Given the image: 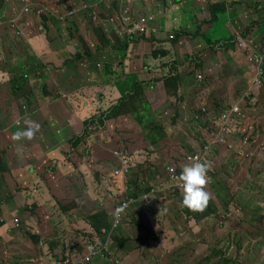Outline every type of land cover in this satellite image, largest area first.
<instances>
[{
	"label": "rangeland",
	"instance_id": "374dc122",
	"mask_svg": "<svg viewBox=\"0 0 264 264\" xmlns=\"http://www.w3.org/2000/svg\"><path fill=\"white\" fill-rule=\"evenodd\" d=\"M56 0H52L55 4ZM64 3V7L60 10L50 11L51 15H47L41 17L40 19L36 16L34 10H30L29 16L24 17L20 22H13L19 20L22 15L21 8L24 5V0H0V55L7 54L10 55L11 52L16 54V59H24L27 63H32V58H36L38 60V65L40 62V57L46 56L47 61L45 64L40 63L39 69L38 66L35 68L29 67V65L19 68L13 74L10 71H6L0 67V126L4 128V133L1 135H8L9 130L14 125L18 129H25L31 125H27L24 122V119L19 118H5L10 117V112L14 109L10 108L13 101H17V103L23 102L24 99L18 95L17 93L9 94L5 96V94H1V89L5 87L7 83L5 81H10V86L16 88H21V83L19 81H28L26 79L27 76L33 75L36 81L46 80V76L54 71L51 66L48 65L49 60L55 61L57 58L63 59L64 68L60 71V78H57V74L52 78V81H69L74 79L82 78L87 74H91L94 72L93 68H97L99 72L109 71L110 78L112 79V75H119L120 81H122L123 85H128L130 89L135 88L142 81H149L154 78V74L161 75L160 77H156L155 79H161L162 70L164 63L171 61L174 65H177L178 68L180 66L186 67V74L189 76V81L192 84H195V87H191L194 89V94L200 93L199 90H203L205 84L209 89V92L205 95L204 102L209 107H214L219 103H236L239 102L240 99L247 93H251L252 98L255 101H258L257 105L251 109V117L261 123L263 127L264 134V90L262 92L263 95L255 96V93H258V90L254 87L249 86V72L250 66L248 62L247 55H243L242 59H238V65L234 68L232 67L231 71L229 67L224 66V62H222V53H215L214 47L217 43H213L210 47V50H207L208 45L201 40L198 36H193L190 39H187L188 47L185 46V42L181 44V50H175V47L172 45L171 50L167 52L164 56H159L157 59L146 56L145 65L146 69L139 68L138 73L135 79H131L130 76L126 75L125 72L128 70V60L127 58L130 56L134 48L138 47V44L134 45V41H128L125 37V34H130L133 32L131 20L134 22L137 18L146 16V18H152L155 15L158 22L162 24V28L166 26L164 17L161 15L164 11V5H172L175 0H170L164 2V0H93L91 1L90 9H98L101 7L100 13L102 15L100 22L105 30L110 29L111 27H116L119 35V39L123 41L124 44H116V39L114 34H110L112 30L108 31V39L111 41H103L102 39L93 40L90 37L91 42H93L100 49L105 50L102 54L103 58L107 61V64L100 60V57H96L90 50L87 51L83 46H81L78 40L71 39L70 35L74 33H79L85 29L83 24H80L77 19H82L89 21V16L87 13L82 12L79 4L87 6V0H73L69 3L70 0H61ZM133 1V3H132ZM181 0H179L180 2ZM184 3L185 0H182ZM242 0H233L229 2L233 8L239 4ZM250 3V11H251V22H241V19L237 18L236 21L234 17H229L227 14L220 13L217 15V20L214 23V29L211 35V32H206L203 35L205 40H210L211 37H214L218 40H226L231 36L232 28H235L236 32L240 34L242 39H249L250 43L248 45V51L254 52V47H264V37L260 42L257 36H264V3L258 0H251ZM27 3L28 0H26ZM76 4L77 10L79 14L73 20H69L67 18H63L64 15L71 10V8ZM109 7L114 9L113 12L109 10ZM201 11L206 10V5L201 6ZM249 9V7H246ZM9 12L12 15V19L8 20ZM190 12H182L181 21L184 25L193 26L192 17L194 14ZM153 14V15H152ZM238 14L244 15L242 13V7L240 11L236 12V17ZM123 17H130L128 19ZM191 17V18H190ZM114 18L118 25H115ZM131 19V20H130ZM34 20H36L34 22ZM233 27L229 24H232ZM9 26H8V24ZM71 23V26L68 24ZM258 28L256 34H254L250 39V34ZM151 33L149 35L142 37H135L136 40H140L139 42L150 40V35L155 36V27H151ZM24 30L30 32V34L26 37ZM33 31H36V34H31ZM86 30V29H85ZM174 35V32H168V35ZM165 32L163 31L161 35L157 36L158 40L164 41ZM27 41V44L33 47V53H30L23 41ZM142 38V39H141ZM175 39V37H174ZM152 41H155L153 38ZM196 41H201L202 45L200 48H197ZM211 41V40H210ZM126 43V44H125ZM68 44V47H67ZM225 46V43H223ZM233 45V43H231ZM12 48H20V54L16 51H13ZM216 48H219L216 46ZM147 51L149 49V45L145 48ZM72 50H75V54ZM92 50V49H91ZM144 49H140L143 51ZM197 51L195 54L194 51ZM93 51V50H92ZM110 52L111 55H108L107 52ZM209 52V56L211 62L215 65L216 71L213 72L212 68L209 69L210 74H204V59H200V57L205 53ZM33 55V56H32ZM37 57H35V56ZM66 60V61H65ZM150 62L155 63L150 64ZM199 64V68L195 70L193 69L194 63ZM74 65V71H71L69 64ZM67 64V65H66ZM248 65V66H246ZM111 67H115L116 71L111 70ZM189 68H192L189 70ZM137 67H135V70ZM36 70V71H35ZM165 71V70H164ZM34 72V74H33ZM106 73V72H105ZM108 73V74H109ZM30 74V75H29ZM140 74V75H139ZM195 74H201L203 81H196ZM231 75L232 78H235V82L229 85L228 90L225 94H216L220 89L225 90V81H220L224 76ZM132 80V81H130ZM154 80V79H153ZM12 81H16L13 83ZM82 81V80H81ZM152 81V80H151ZM251 82L253 83L252 79ZM5 83V84H4ZM136 91V90H135ZM134 91V92H135ZM133 92V91H132ZM183 97L182 93L178 96ZM184 98L177 99V103L183 101ZM42 102V101H41ZM151 100L147 102H139L138 100H131L129 103L127 101V105L131 108L130 117L124 122H126V126L124 124L115 123L108 126H105L106 123H102L101 119L98 118L97 122H75L71 124V121L65 124L66 130L71 131V136H74L72 140L70 139H62V133L58 134L56 140L50 141L49 135L46 132L51 121L56 123L59 126V123L56 122V118L50 119H34V124H39L38 133H35V140L33 142H26L23 144L21 152L15 153L10 150V154L13 156H23L25 151H29L31 153V160H29L28 165L25 166L23 172L25 173L28 169H31L30 174L28 175L23 186H12V182L10 180H6L4 176H1V179H5L0 186V221L7 222L14 218L15 228L20 230V234L16 236L17 244L9 245L10 249H12V259H3L0 264H35L30 263V248H36V252L34 253L35 261H38L39 264H44V260L50 262L51 264H62L59 260L60 258H56L55 256L48 255L43 253L36 246L35 237H39V240L47 241V237H41L38 227L34 229L31 228L33 225V220L38 221V218L45 217L42 213L49 211L54 215L53 218H46L50 224L54 227L56 232L62 234L60 236L58 233L54 232V237H56L55 244H52L54 247L59 244L61 249H65L68 252H72L74 249V244H76L74 236L77 237V232L70 228L67 220L62 216L61 210L72 203H81V209L78 216L81 217L82 213H87L93 207L91 204V200H99L105 207H108V204L116 202L118 195L120 194L118 188L112 183L109 176L107 177V186L105 188V192L103 196L97 195L99 192L97 181L101 180L100 176H105L110 173L108 169V173L105 169L106 164L108 163V158L110 151H112L117 145L114 151L123 150L127 155L128 152L134 151L137 155L134 163L139 164V161L153 160L156 157V151L152 146H146L144 137L151 136L153 137L156 133V127H159L165 131V135L168 140L171 142L173 136L180 132L182 138L185 140L187 133L183 130V128L178 124L179 129L177 128L178 119H183L186 114L177 115L170 120V123H174L172 128H169L166 121V116H164V112L169 110L167 105H160L159 107H152L153 112L152 117H164L162 119L153 118L155 120V125L151 124V122L144 123L141 118L145 111H150ZM22 103V104H23ZM179 104V103H178ZM140 113V118L135 121L133 119V111ZM159 110V112H156ZM148 118V115H147ZM198 121L193 119L190 122L189 128L187 126V130L193 135L198 129ZM216 127L224 126L225 123L222 121L214 122ZM45 126V127H43ZM81 126V127H80ZM228 128V127H227ZM241 128H245L242 125H236L232 129L238 132L247 133ZM137 130V132H136ZM125 136L124 141H120L119 139L122 137L121 132ZM69 133V132H68ZM67 133V136H68ZM92 134V136H90ZM90 136V137H89ZM69 137V136H68ZM76 138H82V142L78 144L77 147H72V141ZM130 138H135L133 144L130 141ZM0 150L4 143L7 140L1 139ZM67 142L68 145L61 146L62 144ZM193 141V140H192ZM215 141L211 143L215 144ZM145 142V143H144ZM40 144L44 146V150L40 153H36L34 150V145ZM147 147V148H146ZM161 147H164V140L161 142ZM71 148V149H70ZM84 149H92L88 152L87 155H83L82 157L74 155L72 152L79 150V153ZM62 154V161L58 159L59 154ZM95 153L96 156L94 155ZM113 153V151H112ZM135 154H131V156H135ZM92 158L91 164L94 166V170L99 173V175H95L91 172L89 167L90 159ZM100 160L101 163L96 165V161ZM94 162V163H93ZM7 163V162H6ZM129 167V162H125V168ZM139 166L137 165V168ZM46 169L44 174H48L49 176H53L55 182L52 186H43L42 184H38V181L30 180V176L41 175L42 172ZM1 170V167H0ZM231 167L223 170L218 164H216V168L214 173L211 175V183H212V192L213 197L207 203L211 204L212 209L214 210L217 206L225 207L230 203L235 202L234 209L242 214H246L249 219L248 225L252 226V229L248 228V225H243V221L239 219L229 220L234 224L232 233L230 238H227L225 234L227 230L223 229L224 225L218 228L217 237L222 238L221 243L218 245L220 250L222 251L221 257H227L234 260L233 264H264V160L257 158L255 155L252 160L249 162H245L243 165H238L231 173H229ZM10 171V169H9ZM12 176H15V172L11 173ZM14 184H17L16 182ZM143 184V181L140 179L139 185ZM152 182L146 184L147 187H150ZM174 185V184H173ZM59 189H65L70 191L75 189L78 191V195H70L65 199L57 196L56 192ZM84 196H83V195ZM86 194L94 195L93 198L89 201L85 197ZM142 194V192H139ZM22 195V197H20ZM78 199L79 201H77ZM21 200H25L26 202H22ZM102 200V201H101ZM161 204H164L162 202ZM160 206V203L158 204ZM155 207V205L153 206ZM206 207V206H205ZM7 209V212H5ZM18 211L20 214H16L14 211ZM218 209V208H217ZM222 211V209L220 208ZM24 212V217L22 218V214ZM204 212V208L199 212H191L187 208L181 209L180 207L176 208L172 212L175 216V223L172 225L174 227H178L179 225L184 227V233L188 236H191L198 231L206 230L207 227L204 222L215 220V217H209L204 221L200 220V215ZM225 212V211H223ZM214 213V212H212ZM228 213V212H226ZM222 214L219 212L218 215ZM195 215V216H194ZM151 216V217H150ZM145 219L150 221L146 223L143 228L138 233L135 227L126 225L125 229L119 230L120 233L124 235V237H129V235H134L136 233V237L134 242L136 245H139L138 256H137V264H141L140 262L143 260L148 261L151 264H164V258L159 254V247L169 248L173 245V239L181 238L179 232H174L171 229L169 221H164V208L161 211H157L153 214H146ZM163 221V224L160 223L162 228L158 227L159 224L157 221ZM179 223V224H178ZM244 226V232L246 234V243H240V237L233 238L238 235L239 230L238 227ZM162 231V232H161ZM152 235L153 241L152 242ZM139 237V240H137ZM63 239H67V242H64ZM153 246H152V245ZM158 244L159 246H157ZM72 246L71 248H69ZM26 248V250L24 249ZM155 253L156 259H151L153 252ZM164 250V249H163ZM22 257L26 258V261L22 259ZM66 257V255H65ZM79 260L82 257V254H78ZM164 257V256H163ZM199 255L195 252L188 251L184 255H182L178 260L177 264H204L199 263ZM120 258V256H118ZM121 259V258H120ZM132 259H135L132 257ZM217 258H214L216 260ZM63 262V261H62ZM73 263V262H72ZM78 264V263H73ZM147 264V262H146ZM205 264H214V261L208 260Z\"/></svg>",
	"mask_w": 264,
	"mask_h": 264
},
{
	"label": "trees",
	"instance_id": "16d2710c",
	"mask_svg": "<svg viewBox=\"0 0 264 264\" xmlns=\"http://www.w3.org/2000/svg\"><path fill=\"white\" fill-rule=\"evenodd\" d=\"M73 1V0H72ZM91 1L93 0H87V6L86 5H81L79 4V7L81 8L82 12L87 13L89 16V21L82 20V19H77L80 24H83L85 29L82 30L81 32L77 33H72L70 35L71 39L78 40L79 44L83 46L87 51H91L97 58L102 56V54L105 52V50L100 49L98 46H96L93 42L88 39L89 37L93 40L96 39H102L103 41H111L108 39V35L114 34L115 39H116V44H124L121 39H119V35L116 33L118 32V29L116 27L110 28L105 30L101 20L102 15L100 13L101 7L98 9H90ZM170 1V0H164V2ZM181 0L179 4L174 5L172 4V7H176L179 5V8L182 6L187 5V1L185 0L184 3ZM76 5V4H75ZM109 10L111 12L114 11V9L109 7ZM208 15H201L199 14L198 16L192 17V23L193 25L200 23V24H212V28L207 31V32H213L214 29V23L217 20V12L215 11H208ZM153 15V14H152ZM47 16V15H46ZM205 16V17H204ZM204 17V18H202ZM191 18V17H190ZM40 19V18H39ZM114 20L115 25H118V22ZM71 26L72 24L69 23ZM162 24L158 22V20L155 18V15L152 16V21L149 23V28L155 27V36L153 37L150 35V40L153 38L155 41H150L148 40L147 45H149L148 51L145 49V51H140V47L138 46L137 48H134L132 53L130 55H134L135 52H139L140 55L144 53V56H151L154 59L158 58L159 56H164L171 50L172 45L175 47V50H181L180 44L183 43L188 39V37L193 36L192 30L189 32L186 29H181V31H178L176 33L175 39H169L166 34V38L164 41L158 40L157 36L161 35L164 29L161 27ZM111 31L110 34H108V31ZM197 32V31H196ZM25 36L27 37L30 32L27 30H24ZM119 33V32H118ZM151 33V32H150ZM33 34V33H32ZM25 37V39H26ZM252 37V33L250 34V39ZM259 41L261 42L264 36H257ZM186 39V40H185ZM188 43L187 41L185 42V46L189 49L191 47L187 46ZM196 45H199V41H196ZM146 48V47H145ZM93 51H92V50ZM73 53L75 54V50H72ZM264 52V47L262 45L260 47H254V52L255 54L262 53ZM111 55L109 52L108 55ZM207 54H204L203 57H206ZM99 59V58H98ZM35 58H32V63L31 66L32 68L34 67L33 61ZM167 62H161L164 63L163 65V70H162V77L161 79H155L156 77H160L161 75L159 74H154L155 77L150 79V83L146 84L145 83H139L138 86H135L134 90L130 89L128 85H123L119 88L123 90L122 92V100L113 107L112 110H108L107 112L100 113L99 115H96L95 117H91L90 119L86 120L85 122L88 121H93L98 118L101 119V122H103L104 119V114H107L106 121H110L112 123L119 122L120 124H124L125 126L127 125L124 120L128 119L130 117V112L131 108L129 105H127L131 100H138L139 102H147L148 100H151L150 106L151 109L150 111H145L144 115L141 117L136 110L133 111V119L137 121L138 118H142L144 123L151 122V124L155 125V120L153 118L157 119H162L164 117H152L153 112L152 107H159L160 105H167L169 107V110H166L164 112V116H166V121L164 123H167L169 128H172L175 124V122L170 123V120H172L173 117L182 114H186L183 119H178L180 122L177 121V128L178 124L183 128L185 133H187V136L185 140L182 138L180 132H177L173 138L171 139V142L168 140V138L165 135V131L159 127H156V133L153 137L151 136H146L144 137L146 146H152L155 151H156V157L155 159L149 161H139V164H136V169L131 173V175L127 176V181L125 180H120L118 184V190L120 194L118 195L116 199V202L108 204V207H105V204L101 203L100 201H96L93 204L92 210L89 213V216L87 218L88 224L92 226L96 231L100 232L101 229L105 230H111L113 228V224L115 222V209L121 205L123 202H126L127 204L130 203V201L134 198L135 202L129 207V213L128 216L125 217L122 221L120 220V229L117 230H112L110 233H103L101 238L102 242L105 241H120L123 242L127 245L133 244L131 241H134L136 237V233L134 235H129V237H124L122 233L119 232L121 229H125L126 225L135 227L136 230H138V233L140 230L143 228V226L146 223H149L150 221H147L145 219V215L150 213L153 214L157 211H161L164 208V221H169L171 229L174 232H179L181 238L179 239H173V245L170 246L169 248L165 247H159V254L162 255V258H164V264H177V260L187 253L188 251H193L197 253L200 257L198 259L199 263H206L208 260L214 261V264H233L234 260L231 258L227 257H221L222 251L218 247V245L221 243L222 238L217 237V232L218 228L224 225L223 229L227 230V233L225 236L229 239L230 235L232 233V230L234 227V224L229 220L231 217L232 219H239L243 221V225L247 224L249 222V219L247 218L248 216L246 214H242L234 209L235 202L230 203L228 206L221 207L217 206L218 208H215L214 210L212 209L210 203L206 204V207H204V212L202 214H196L200 215V220L198 221H204L209 217H215V220L212 219L211 221H208L207 223L204 222L206 225L207 229L203 231H198L197 233L188 236L185 234L184 227L178 226L174 227L172 226L175 223V216L172 213L176 208L180 207L181 209L184 210V208L181 207V200H182V190L181 188L177 185V183L172 179L173 176H177L180 174L183 166L186 165L187 160L184 159L185 157L193 154H199L200 155V162L203 161H208L211 162V168L207 173V176H210V172L214 168L216 157L218 156L222 161L226 162L229 167H231L230 173L235 169V167L232 170V165H243L245 162H249L251 159H248L246 154L248 152H254V155L257 156L259 159L264 160V145H262V142L264 140V134H263V127L260 122L255 121L251 117V109L254 108L258 101H255L252 96L250 95L248 99H245L242 97L240 101L238 102L239 106L242 108L240 116H232V119L236 122L239 123V125H242L245 128H241L242 130L246 131L247 133L239 132V133H230L227 131H221V136L216 137L215 144L211 143L209 144V140L211 139V135H215L214 128L212 124L208 121V119L202 114L200 108H201V100L197 96H194L192 93H190V87L191 84L188 81H185L184 79H181V76L178 74L179 69L177 65H174V63L171 61L168 63ZM69 65L71 63H68ZM107 64V63H106ZM154 68H155V63ZM108 65V64H107ZM198 66V65H196ZM165 70V71H164ZM254 75L253 69L249 72L250 76V81L252 79V76ZM115 79H120L119 75ZM154 79V80H153ZM152 80V81H151ZM15 83L16 81H12ZM193 87H195V84H192ZM136 90V91H135ZM146 90L150 91V95L147 96L145 94ZM194 90V89H193ZM221 90V89H220ZM219 90V91H220ZM264 88L258 91L256 96L263 95ZM133 91V92H132ZM135 91V92H134ZM203 102L205 100V95L209 92V89L207 88L206 84L203 90H199ZM218 91V92H219ZM182 93L183 97L178 96ZM26 95L30 96L28 93ZM25 95V98L27 96ZM152 96V98H151ZM147 97V98H146ZM184 98L183 101L177 103V99ZM63 104H65L63 102ZM207 112L209 113V116L211 119H217L215 118L216 115L229 108L232 104L234 103H219L215 105L214 107H209L205 102H204ZM66 111L69 112V109H65ZM130 111V112H129ZM156 112H159V110H156ZM10 113H14V115L10 114V117H5V118H19V119H24V122L27 125L34 124V119H42V117H35V116H25V115H31L33 113H36L34 111H24L22 109H18V111H11ZM43 113V112H42ZM43 114H49L43 113ZM264 114V111H263ZM148 115V118H147ZM122 118H119V117ZM50 118H57V112L56 110L53 112V117ZM48 118V119H50ZM71 118L72 119H77L75 116V110H72L71 113ZM165 119V118H164ZM195 119L198 121V129L196 132L191 135L189 130H187V126L189 128L190 122ZM79 122V120H77ZM58 123V122H57ZM264 123V122H263ZM58 125L51 121L49 124L48 128V134L51 136H56L58 134L54 133L53 128L57 127ZM45 127V126H43ZM41 128V127H39ZM20 130L16 128L15 126L11 129V135H1L0 139H6L9 137L10 143L7 144L9 146V149L7 153L3 155L2 150H0V186L2 185V182L5 179H1V176H4L7 179V177L3 174L5 172H19L20 178H24L25 173L23 172V169L25 168L26 165H28L29 160H31V153L29 151H25L23 156H13L9 152L10 150L15 153L21 152L22 146L26 142H33L36 138L33 136L31 140H20V141H15L13 140V135L14 133ZM73 132V130H71ZM121 132V131H120ZM137 132V130H136ZM4 133V128L0 126V134ZM38 133V132H36ZM247 136L249 139L247 145L244 147V153L242 155H238L237 151L239 150V147L242 142V137ZM121 138L119 139L120 141L125 140V136L121 132ZM216 136V135H215ZM74 138L70 137V140ZM164 140V147H161V142ZM193 140V141H192ZM131 143L135 141V138H130ZM82 142V138H76L72 141L73 146L72 147H77L79 143ZM39 145V147L36 148V146ZM119 146V145H117ZM116 146V147H117ZM34 150L36 153H40L44 150V146L40 144H35L34 145ZM115 147V148H116ZM207 147L206 150L204 148ZM70 148V149H71ZM147 148V147H146ZM92 149L88 150L86 149V153L90 152ZM74 155L82 157V154L79 153V150L72 152ZM131 154H135L134 151L129 152ZM97 153L94 155L96 156ZM109 155L108 158V163L105 166L106 171L108 169L110 171L113 170L114 168V156L112 152L108 153ZM137 158V155L132 156V159L135 161ZM92 158L90 159L89 162V167L91 171L94 172L95 176L99 175L93 168V164H91ZM7 162V163H6ZM94 163V162H93ZM101 161L97 159L96 165L100 164ZM137 165L139 166L137 168ZM10 169V171H9ZM100 176V175H99ZM140 179L143 181V184L139 185ZM152 182L154 185V192L151 194L150 192L153 190L150 187H147L146 184L149 182ZM174 184V185H173ZM127 185V187H126ZM164 187V189H162ZM207 189V188H206ZM139 192H145L147 194V198L142 201L140 198ZM144 193V194H145ZM143 195V194H142ZM212 195H210L209 200L211 199ZM208 200V201H209ZM164 202V204H161ZM160 203V206L158 204ZM155 205V207H153ZM79 205L77 202L73 203L72 209L71 210H78ZM222 209V211L220 210ZM225 211V212H223ZM214 212V213H212ZM219 212H222V214L218 215ZM228 212V213H226ZM195 216V215H194ZM151 217V216H150ZM159 224L158 227L162 228L160 226V223L163 224V221H157ZM179 224V223H178ZM249 229H252V226L248 225ZM239 233L238 235L234 236L233 238L235 239L236 237H240V243H246V234L244 232V226L238 227ZM162 232V231H161ZM20 234V230L15 228V223H14V218L11 220H8L7 222H0V258L3 259H12V249H8L9 245L15 243L16 241V236ZM233 235V233H232ZM35 242L36 245L39 249H47V245L49 244V249L54 251L56 248L52 245V242H46L41 244L40 246H43L42 248L39 247V237H35ZM137 240H139V237H137ZM152 242L155 244L153 241V235H152ZM92 244L93 241L91 242ZM79 245V244H78ZM152 245V244H151ZM159 246L158 244H156ZM153 246V245H152ZM80 248V245H79ZM26 250V248H24ZM164 249V250H163ZM138 250H139V245H133L130 247L127 252V260H130L132 263L137 264V256H138ZM30 263H35L39 264L38 261H35L34 253L36 252V248H30ZM84 253L87 252V248L83 250ZM153 254L150 257L151 259H156L157 257L155 256L154 251L152 250ZM164 256V257H163ZM134 257L135 259H132ZM214 258H217L214 260ZM23 260L26 261L25 257H22ZM77 258L74 259V261ZM107 260H104L103 262H100V264H107ZM151 264L146 260L141 261V264ZM159 264V263H156Z\"/></svg>",
	"mask_w": 264,
	"mask_h": 264
},
{
	"label": "clouds",
	"instance_id": "9594fccd",
	"mask_svg": "<svg viewBox=\"0 0 264 264\" xmlns=\"http://www.w3.org/2000/svg\"><path fill=\"white\" fill-rule=\"evenodd\" d=\"M133 1H132V3H133ZM186 1H187V5L182 6L181 8H179V5L176 6L175 8L172 7L171 5L170 6L164 5V11L161 14L164 17V19H166L165 20L166 26L164 27V32H165V34H167L168 32L173 31L175 34V36L172 34L171 35L169 34L167 36L169 39H173L174 37H176V33L178 31H181V29H186L188 32L193 29L192 30V32L194 33L193 36H195V37L198 36L201 40H203L208 45V43H207L208 40H205L202 37V29L204 28V26L206 24L202 25L200 23H197L193 26L182 24V21H181L182 12H190L191 8L193 11L191 13L194 14V17L195 16L199 17V14L208 15L209 14L208 11H215V12H217V15L220 13H224V14H227L229 17L233 16L234 17L233 21H236L237 18H239V19H241V22H243V23L251 22L252 15H251V11H250V3L252 1H250L248 6L243 5L242 13H244V15L238 14L237 17L235 14L237 11H240V9H241L240 3L243 4L244 0H242L234 8L231 5H229V2H232L233 0H186ZM28 2L29 3H27L26 0H24V5L21 8L22 15H21V18L19 20L13 21L11 13H10L11 19H8V20H11L13 22H20L23 20L24 17H30L29 16V13H30L29 9L34 10L36 13V16L38 18H41V17H44L46 15H51L52 11L56 12L57 10H60L62 7H64V3L61 0H56L55 4L52 2V0H28ZM70 2H72V0H70L69 3ZM174 2H175L174 5H177L180 3L179 0H175ZM204 5H206V10L201 11L200 10L202 8L201 6H204ZM246 7H249V9H247ZM247 11L250 12L249 13L250 17H247ZM78 14H79V11L77 10V6L74 5L71 8V10L68 11L64 15L63 18H67L71 21L74 18H76L78 16ZM123 18L128 19L130 17H128V18L123 17ZM151 21H152V18H146V16L139 17L134 22L131 20L133 32L130 33L129 35L125 34V37L127 38L128 41H134V45L138 44V46L141 49H144L143 51H145V47L147 46L148 41L139 42L140 40H136L135 37L138 36V37L144 38L145 36L149 35V33L152 30V28H149V23ZM8 26H9V24H8ZM68 26H70V25L68 24ZM230 26L233 27V22H232V24H229V27ZM233 29H235V28H233ZM230 31H231V29H230ZM257 31H258V28L256 27V29L252 33V36L254 34H256ZM192 37H188V39H190ZM213 43L214 42H210V45L207 48V50H210V47ZM223 43H225V46L223 45ZM231 43H233V45H231ZM249 43H250L249 39H247V38L242 39V37L240 36L239 33L233 32L228 39L224 40L223 42L217 43L216 46L219 48H216V46H215L213 50L216 54L220 53V52L223 53L226 50H232V51H239L243 55H247L249 66H250V71L252 69L254 71V75L252 76L253 83L251 81H249V86L254 87L258 91H260L261 89L264 88V52L255 54V53L248 51L247 48H248ZM199 45L200 46L202 45L201 41H199ZM204 54H207V56L203 57ZM204 54L200 57L201 60L204 59L203 60L204 61V67H203L202 72L204 74H210L209 69H211V68H212L213 72H215L216 67L211 62L210 57H208L209 52H205ZM129 57L127 58L128 61L130 60ZM145 57H146V55L144 56V60H146ZM101 58L105 61V63H107V61L103 58V55L101 56ZM6 60H7V54H1L0 55V67L6 71H9L8 63L6 62ZM222 62H224L225 63L224 66L229 67V69L231 71V69L233 67L232 60L231 59H227V60L222 59ZM24 63H27V61L25 60ZM195 65H198V68H199L198 63L195 62ZM29 67L32 68V66H29ZM180 67H182V66H180ZM141 68H144V69L147 68L145 63L142 64ZM191 69L192 68H190V70ZM195 72H196V70H195ZM178 74L180 75L179 72H178ZM230 78H232V77L229 74L228 76H224L220 80V81H225L226 89L225 90L221 89L216 94H218V93L219 94H225V92L228 90L229 85H230V81H227V80ZM181 79H184L185 81L190 82L189 76L186 73H185L184 77L181 76ZM195 80L196 81H200V80L203 81L201 74H195ZM144 82L145 81H143V82L140 81V83H144ZM34 87L38 90L36 95H38L40 98H42V97L49 98L51 101H53V96L56 95L57 91H58L55 87L49 85L47 82L40 83L39 81H34V83L32 84V87L30 89V92H31L30 94H34L33 93ZM190 93H192L194 96H197L198 98H200V100H201L200 110H201L202 114L212 124V126L214 128L215 135H217V137H219V136L223 137V136L221 135V131H220L219 127H216L214 125V122L218 121L225 112L230 111L233 107H235V106L239 107L240 112L237 114H231L229 116V118L227 119V121L225 122V124L228 127L227 132H230L232 134L233 133H239L238 131H235L232 129L234 126L239 125V123H236L232 119V116H240L242 108L239 106L238 102L232 104L229 108L219 112L215 117L217 119H211V117L209 116V113L207 112L206 106L203 102L202 96L200 94H194L193 88H190ZM250 95L254 96V94L252 95L251 93H247L243 97L245 99H248ZM256 95H257V93H255V96ZM24 102H32L33 103L32 98L30 96H27V98L24 97ZM35 112L36 113H33L31 115H25V116L39 117V113H37V111H35ZM42 120H45V118H42ZM178 122H180V121L178 120ZM38 130H39V124H33V125L25 128V129L17 130L14 133L12 138L15 141H20L22 139L31 140ZM244 138L249 139L245 135L242 137V139H244ZM210 140H209V142H210ZM262 145H264V140L262 142ZM85 150L86 149H84L82 152H80L82 154V156L87 155ZM112 151H113L112 154H113L116 162L113 163L114 164L113 170L110 171V173L108 175H106V186H107V177L109 176L112 183L116 187H118L120 180L123 179V180L127 181V176L131 175V173L136 169V163H134V160L132 159V156L130 155L129 152L127 155L123 150H121V151L112 150ZM237 153H238V155H242L244 153V147H242V145H240ZM193 155H198L200 157L199 154H193ZM189 156H192V155H189ZM254 156L255 155L253 152V157ZM187 158H188V156L185 157L184 159H187ZM248 159H251V158H248ZM125 162H129L128 168H125ZM216 164H218L220 167H222L223 170H226L227 168H229L228 164L226 162L222 161L217 156L214 168L210 172L209 177L207 176V173L211 168V162H208V161L200 162V160L197 162L187 161L186 165L183 166L180 174L172 177V179L177 183V185L182 190V200H181V207L182 208H187L191 212H199V211L203 210V208L207 204V201L210 198V195H212V197H213L212 183H211L212 182L211 181L212 176L211 175L215 171ZM234 167L236 168L237 165H232V170ZM92 173L94 174L93 171H92ZM107 173H108V171H107ZM126 187H127V185H126ZM151 188L153 189L150 192L152 194L154 192V185L153 184L151 185ZM162 189H164V187H162ZM74 193H75L74 196L78 195V191L77 192L74 191ZM144 193L145 192H142L143 195L140 194L141 195L140 198L142 199V201H144L147 198V194L146 193L144 194ZM56 194L60 198L65 199L66 197H69L71 195V192L67 191L65 189H59L56 192ZM88 195L89 194H86L85 197H82V198H86L87 200L90 201L91 197ZM76 200L79 201L78 199H76ZM96 201H99V200H91V204L93 205ZM134 203H136V202L133 198L129 204H127L126 202H123L121 205H119L115 209V222L113 224V228L111 230H107V232L105 230H102V229L100 232H98L92 226H90L88 224L87 218H88L89 213L92 209L90 211H88L87 213H82L81 217L84 218V223H82L83 227L78 228L75 226L73 228L75 230L74 232H77V230H80V232H77V237L74 236L76 244L73 245L74 249L72 250V252H68L69 253L68 256L66 255V257H65V251L66 250L62 249L61 252H52V256H55L58 259L60 258L59 261L62 264H73V263L100 264V262H103L104 260L108 261L107 264H134L130 260L126 259L128 256L127 250L130 247H132L134 244L136 245V243L134 241H131L133 244L127 245L123 242L115 241V240H112L113 242H111V241L102 242V238H101L103 233H110L112 230L120 229V220L122 221L125 217L128 216L129 207ZM72 205H73V203L66 205L63 208V210L65 212H68L70 209H72ZM78 205L80 208L81 203H78ZM80 209L78 210L79 211L78 213H80ZM49 241L50 240H47V241L39 240V242H40L39 247L42 248L43 246H40V245L43 243L49 242ZM63 241L67 242V239H65ZM92 241L94 244L91 243ZM53 244H55V241ZM78 244L80 245V248H79ZM58 247H59V244H57L55 246L56 249ZM71 247L72 246H70L69 248H71ZM85 247L87 248L86 253L83 252ZM81 250H82V257L79 260V257H77L78 256L77 254ZM118 256H120L121 259L118 258ZM75 258H77V259L74 261Z\"/></svg>",
	"mask_w": 264,
	"mask_h": 264
},
{
	"label": "crops",
	"instance_id": "0c3cea01",
	"mask_svg": "<svg viewBox=\"0 0 264 264\" xmlns=\"http://www.w3.org/2000/svg\"><path fill=\"white\" fill-rule=\"evenodd\" d=\"M250 1L251 0H244L243 4L240 3V6L241 7H243V5L248 6ZM260 1H262L264 3V0H258L257 2L259 3ZM249 13L250 12L247 11V17H250ZM201 15H204V14H201ZM204 17H202V18H204ZM8 19H11L10 18V12L8 14ZM35 21L36 20H34V22ZM212 27H213L212 24H206L204 26V28L202 29V37H203L204 33L209 31ZM233 32H236V30L232 28L231 34ZM32 33H34V35H35L36 31L32 30ZM210 40L207 41L208 47L210 45V42L220 43V42L224 41V40H218L214 37H211ZM27 41L29 42V40H27V38L23 41L24 45L26 46V49L30 53L34 54L33 53V47L28 45ZM184 42H186V41H184ZM183 43H181V44H183ZM67 47H68V44H67ZM200 47H201L200 45H197V48H200ZM11 49L13 51H16L19 54L21 53L19 50L20 48H12L11 47ZM196 52L197 51L195 50L194 53L196 54ZM107 53H109V51ZM35 57H37V56H35ZM222 57L224 60L231 59L232 65L234 68L238 65V61H237L238 59H242V61H243V54L239 51L226 50L222 53ZM129 58H130V60L128 61V65H127L128 70L125 73H126V75L130 76L131 79H135L139 68H141L142 64H144L146 61V60H144V53H142V55H140L139 52H135L134 55H130ZM100 60L105 63V61L102 58H100ZM24 61H25L24 59H16V54L14 52H11L10 55H7L6 62L8 63L9 71L12 74L14 72H16L19 68H23L27 65L31 66V63H29V64L24 63ZM46 61H47L46 56L40 57L39 65H41L40 63L45 64ZM33 63H34L33 65L35 66V68L37 66H38L37 69L40 68L38 65V60L36 58L33 61ZM51 64H52V68L54 69V71H51V73L46 76L45 81L40 80L39 82L40 83L47 82L49 85L55 87L58 90L57 94L53 96V101H51L49 98H46V97L40 98L38 95H36L38 90L35 87L33 89L34 94H30L31 93L30 89L32 87V84L34 83V81H36L35 77L33 75H30V74H29L30 76L26 77V79H28V81H19L18 82V83H21V85H23L22 89L16 88V90H15V87L10 86V81H5V83H7V84L5 85V87H3L1 89V92H2L1 94H5V96H7L9 94L12 95L15 92L24 99L26 93H28L30 95V97L32 98L33 103L32 102L17 103V101H13L10 108L13 109V107H15V110L13 109L12 111H18V109H22L24 111H34L35 110V111H37V113H39V117L48 119L50 117H53V112L56 110V112H57L56 122L59 123V126L53 128L51 130H53L54 133H56V134L62 133V139H65V140L70 139V136H71V129L66 130L64 128L65 124L67 122L71 121V124L73 127V124L75 122H77V120L85 122L86 120L90 119L91 117H95L96 115H99L100 113L102 114L104 112H107L108 110H112L113 107L115 105H117L123 99L122 98L123 90L121 88H119L122 86V81H120V79H115L117 77L115 75H112L113 78L111 79L110 73L108 70L105 71L106 72L105 73V72H99L97 70V68H93V70H94L93 73L87 74V75H85L79 79H74V80H69V81H52V78L55 76V74H57L56 75L57 78H60L59 77L60 71L64 68V61H63V59L57 58V60H55V61L49 60L48 65L51 66ZM150 64L153 65L152 62H150ZM246 66H248V65H246ZM68 67H70L71 71H74V65L73 64H70ZM135 67H137L136 70H135ZM197 68H198V66H196L194 63L193 69L196 70ZM111 70H112V73H113V71H116L115 67H112ZM189 70H190V68H189ZM179 73L182 77H184L185 73H186V67H184V66L180 67ZM33 74H34V72H33ZM130 81H132V80H130ZM227 81H230V84H231V83L235 82V78H230ZM142 82H143V80H142ZM144 83L147 86V84L150 83V81H145ZM145 94H147V96L150 95V91L146 90ZM26 96H28V95H26ZM151 98H152V96H151ZM63 102L65 104H63ZM65 109H69L70 113H67L68 111H66ZM72 110H75V116L77 117V119L71 118ZM42 112L43 113L48 112L49 114H43ZM10 114L14 115V113H10ZM105 118H107V114H104V119L102 122V123H104V122L106 123L105 126H108L109 123L111 125L115 124V123H112L111 120L106 121ZM119 118H122V117L120 116ZM11 120H13V119H11ZM94 121L97 122V119L93 120V121H89V122H94ZM116 123H119V122H116ZM13 127H14V125H12V128ZM11 129L8 132L9 136L11 135V133H10ZM48 130L49 129H47V131H46L47 133H48ZM67 133H68L69 137L67 136ZM56 136L49 135V140L50 141L56 140V138H57ZM90 136H92V134ZM5 140H7V141H6V143H4V145L2 146V149H1L3 155L5 153H7L8 149H9V146H7V144L10 143L9 137H7ZM1 142L2 141L0 139V143ZM64 145H68L66 141L61 146L63 147ZM37 147H39V145H37L36 148ZM62 157H63V155L60 153L58 156V159L60 161H62ZM45 171H46V169H44L42 174L38 175V176L33 174L30 176L29 179L32 181L36 179L38 181V184H42L45 187L46 186H52L55 182V179L53 176H49L48 174H44ZM30 172H31V169H28L25 172L24 178H20V176L18 174L19 172H17V171H15V176H12L11 172H5L3 174L7 177L8 180H10L13 183L12 186H23L28 175L30 174ZM100 178H101V180L97 181V186L99 189V192L97 193V195L100 194L99 196H102V195H104L105 188H106V175L100 176ZM15 182L17 184H14ZM74 191L77 192V190H75V189L70 190L71 195L75 194ZM88 196H90L91 197L90 199H92L94 195L89 194ZM20 197H22V195H20ZM21 201L26 202L25 200H21ZM80 208H78V210ZM78 210H71L70 209L68 212H63L61 210L62 216L67 220V222H65V223L70 226L71 230L75 226L78 228L83 227L82 223H84V218L78 216L79 214H81V213H78L79 212ZM14 211L16 212L17 215L20 214L18 211H16V209H14ZM5 212H7V209H5ZM42 213L44 214L45 217L38 218V221H34V219H32L33 220V223H32L33 226L31 228L34 229L35 227H38V230H35V231L36 232L39 231L41 237H47L48 240H50V242L54 243L53 240H55L56 237L58 236V235H56V237H54V232L58 233L60 236H62V234L59 232H56L54 230V227L46 219V218H53L54 215L51 214L49 211H47V213L42 211ZM21 217L22 218L24 217V212H23ZM63 240H65V239H63ZM15 244H17V240L15 241ZM8 249H10V247H8ZM36 250H38V249H36ZM40 250L43 253H46V254L52 256V252H61L62 249L59 246L57 249L52 251L49 249V244H48L47 249L45 247V249H40ZM68 254H69L68 251H65V255L68 256ZM78 254H82V250L79 251ZM1 261H2V259L0 258V263H1ZM44 264H51V263L44 260Z\"/></svg>",
	"mask_w": 264,
	"mask_h": 264
},
{
	"label": "built area",
	"instance_id": "2783aa9c",
	"mask_svg": "<svg viewBox=\"0 0 264 264\" xmlns=\"http://www.w3.org/2000/svg\"><path fill=\"white\" fill-rule=\"evenodd\" d=\"M239 112H240L239 107L235 106L230 111L225 112L218 121H222L223 123H225L231 114H237ZM219 129H220V131H227V125L225 124L224 126L219 127ZM216 137H217V135L216 136L211 135V140H210L209 144H211V142L214 141L215 139H218ZM247 143H248L247 138H244L241 142L242 147H245L247 145ZM206 149H207V147L204 148V150H206ZM246 155L248 158H252L253 152H248ZM186 160L189 162H197L200 160V157L198 155H192V156H188V158Z\"/></svg>",
	"mask_w": 264,
	"mask_h": 264
}]
</instances>
